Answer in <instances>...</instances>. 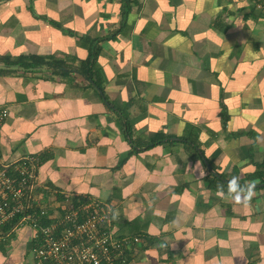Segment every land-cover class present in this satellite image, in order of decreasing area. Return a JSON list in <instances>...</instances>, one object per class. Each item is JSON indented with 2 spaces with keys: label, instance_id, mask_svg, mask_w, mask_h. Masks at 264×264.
I'll return each mask as SVG.
<instances>
[{
  "label": "crops",
  "instance_id": "0c3cea01",
  "mask_svg": "<svg viewBox=\"0 0 264 264\" xmlns=\"http://www.w3.org/2000/svg\"><path fill=\"white\" fill-rule=\"evenodd\" d=\"M255 2L0 0V159H36L51 215L108 204L112 236L140 239L123 264H264ZM32 234L0 239V264H36Z\"/></svg>",
  "mask_w": 264,
  "mask_h": 264
},
{
  "label": "built area",
  "instance_id": "2783aa9c",
  "mask_svg": "<svg viewBox=\"0 0 264 264\" xmlns=\"http://www.w3.org/2000/svg\"><path fill=\"white\" fill-rule=\"evenodd\" d=\"M255 4L261 8L264 0ZM8 114L0 107V124ZM37 171L38 163L30 156L11 163L0 159V239L27 225L33 231L36 264H123L126 249L139 237L112 236L109 206L103 201H69L51 215L40 203L45 188H37Z\"/></svg>",
  "mask_w": 264,
  "mask_h": 264
},
{
  "label": "clouds",
  "instance_id": "9594fccd",
  "mask_svg": "<svg viewBox=\"0 0 264 264\" xmlns=\"http://www.w3.org/2000/svg\"><path fill=\"white\" fill-rule=\"evenodd\" d=\"M255 187L256 185L252 183L242 185L239 178L234 176L229 181L225 195L240 204H246L255 194Z\"/></svg>",
  "mask_w": 264,
  "mask_h": 264
},
{
  "label": "trees",
  "instance_id": "16d2710c",
  "mask_svg": "<svg viewBox=\"0 0 264 264\" xmlns=\"http://www.w3.org/2000/svg\"><path fill=\"white\" fill-rule=\"evenodd\" d=\"M256 176H259L260 180H261L262 182H264V163L260 166V170L257 171ZM86 201H88V200H84V202H86ZM76 202H77V199L74 198V199H73V203H74L75 205H76ZM78 202H79V203H83V202H81V201H78Z\"/></svg>",
  "mask_w": 264,
  "mask_h": 264
},
{
  "label": "water",
  "instance_id": "95a60500",
  "mask_svg": "<svg viewBox=\"0 0 264 264\" xmlns=\"http://www.w3.org/2000/svg\"><path fill=\"white\" fill-rule=\"evenodd\" d=\"M209 170H210V168H209ZM211 171V170H210ZM212 172V171H211ZM214 175H216L215 173H213ZM262 185H264V183H262Z\"/></svg>",
  "mask_w": 264,
  "mask_h": 264
}]
</instances>
